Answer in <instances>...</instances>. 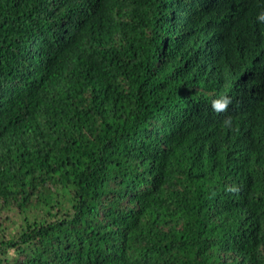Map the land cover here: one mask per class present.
I'll list each match as a JSON object with an SVG mask.
<instances>
[{
    "label": "trees",
    "instance_id": "obj_1",
    "mask_svg": "<svg viewBox=\"0 0 264 264\" xmlns=\"http://www.w3.org/2000/svg\"><path fill=\"white\" fill-rule=\"evenodd\" d=\"M261 14L0 0V264H264Z\"/></svg>",
    "mask_w": 264,
    "mask_h": 264
},
{
    "label": "clouds",
    "instance_id": "obj_2",
    "mask_svg": "<svg viewBox=\"0 0 264 264\" xmlns=\"http://www.w3.org/2000/svg\"><path fill=\"white\" fill-rule=\"evenodd\" d=\"M258 19L264 21V14L259 15ZM231 103L232 99L230 96L219 95L213 100L212 108L217 113L226 112ZM224 122L228 123V120L226 119Z\"/></svg>",
    "mask_w": 264,
    "mask_h": 264
}]
</instances>
